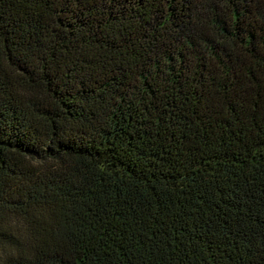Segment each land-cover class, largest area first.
I'll list each match as a JSON object with an SVG mask.
<instances>
[{
	"label": "trees",
	"instance_id": "16d2710c",
	"mask_svg": "<svg viewBox=\"0 0 264 264\" xmlns=\"http://www.w3.org/2000/svg\"><path fill=\"white\" fill-rule=\"evenodd\" d=\"M0 264H264V0H0Z\"/></svg>",
	"mask_w": 264,
	"mask_h": 264
},
{
	"label": "snow or ice",
	"instance_id": "6c2138e0",
	"mask_svg": "<svg viewBox=\"0 0 264 264\" xmlns=\"http://www.w3.org/2000/svg\"><path fill=\"white\" fill-rule=\"evenodd\" d=\"M5 237L3 236L2 233H0V240H3Z\"/></svg>",
	"mask_w": 264,
	"mask_h": 264
}]
</instances>
